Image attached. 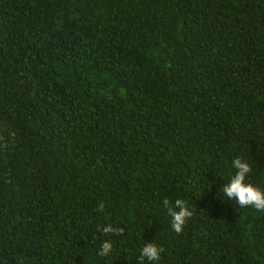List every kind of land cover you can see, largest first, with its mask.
I'll list each match as a JSON object with an SVG mask.
<instances>
[{
  "label": "trees",
  "instance_id": "trees-1",
  "mask_svg": "<svg viewBox=\"0 0 264 264\" xmlns=\"http://www.w3.org/2000/svg\"><path fill=\"white\" fill-rule=\"evenodd\" d=\"M235 158L264 191V0H0V264H264Z\"/></svg>",
  "mask_w": 264,
  "mask_h": 264
},
{
  "label": "clouds",
  "instance_id": "clouds-1",
  "mask_svg": "<svg viewBox=\"0 0 264 264\" xmlns=\"http://www.w3.org/2000/svg\"><path fill=\"white\" fill-rule=\"evenodd\" d=\"M232 166L236 171L229 182L225 184L223 188L224 195L230 200H234L241 208L252 207L258 211H264V191L246 182V178L252 171L250 165L241 158H235L232 160ZM164 205H169V201L164 200ZM100 209H103V204L100 205ZM175 209H178V211ZM168 212L172 217L174 231L180 233L187 219L191 217L192 212L187 207L186 202L181 199H177L175 208L169 207ZM103 231L105 233H123V229H113L111 225L104 227ZM111 250V242L105 241L101 245L100 255L106 256ZM160 252L161 249L155 244H147L141 250L140 259L147 258L148 261H157L160 258Z\"/></svg>",
  "mask_w": 264,
  "mask_h": 264
}]
</instances>
